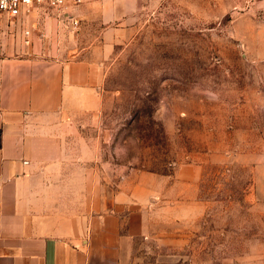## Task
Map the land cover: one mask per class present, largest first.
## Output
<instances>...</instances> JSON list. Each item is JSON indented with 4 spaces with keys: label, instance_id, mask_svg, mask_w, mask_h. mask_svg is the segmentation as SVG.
Wrapping results in <instances>:
<instances>
[{
    "label": "rangeland",
    "instance_id": "1",
    "mask_svg": "<svg viewBox=\"0 0 264 264\" xmlns=\"http://www.w3.org/2000/svg\"><path fill=\"white\" fill-rule=\"evenodd\" d=\"M120 2L114 21L49 11L22 26L46 51L103 63L81 131L115 178L156 176L130 264H264V0Z\"/></svg>",
    "mask_w": 264,
    "mask_h": 264
},
{
    "label": "crops",
    "instance_id": "2",
    "mask_svg": "<svg viewBox=\"0 0 264 264\" xmlns=\"http://www.w3.org/2000/svg\"><path fill=\"white\" fill-rule=\"evenodd\" d=\"M122 11L120 0H82L73 17ZM21 28L0 15V264H130L156 176L115 178L81 131L101 107L103 63L24 43Z\"/></svg>",
    "mask_w": 264,
    "mask_h": 264
},
{
    "label": "built area",
    "instance_id": "3",
    "mask_svg": "<svg viewBox=\"0 0 264 264\" xmlns=\"http://www.w3.org/2000/svg\"><path fill=\"white\" fill-rule=\"evenodd\" d=\"M82 0H0V15H4L14 21L20 18V22L25 20V16L31 12H39L41 16H47L49 11H52L54 17L62 22L67 21L71 25H76V20L73 17L74 10L81 4ZM34 26H22L21 33L23 42L28 43L32 35ZM36 40H41L43 35L38 32L37 35L33 34Z\"/></svg>",
    "mask_w": 264,
    "mask_h": 264
}]
</instances>
